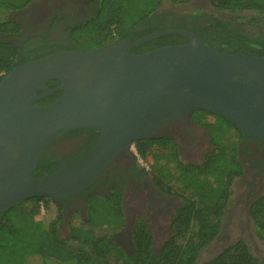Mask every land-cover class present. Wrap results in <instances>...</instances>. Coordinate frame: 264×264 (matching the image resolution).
Here are the masks:
<instances>
[{"label": "trees", "instance_id": "1", "mask_svg": "<svg viewBox=\"0 0 264 264\" xmlns=\"http://www.w3.org/2000/svg\"><path fill=\"white\" fill-rule=\"evenodd\" d=\"M32 0H0V81L21 63L64 50H92L114 40H137L159 30L181 29L196 33L211 49L223 54H249L264 57V35L249 33L238 27L233 18L220 19L197 11L188 12L183 19L173 13L160 11L165 0H91L93 14L69 27L70 43L35 47L18 53V48L6 35L17 34L20 24L4 15L25 8ZM181 5L191 0H168ZM211 6L230 13L255 11L264 15V0H210ZM166 16L169 18L167 19ZM250 24L259 19L250 17ZM188 42L179 34H167L142 43L129 50L142 54L153 49ZM54 87L58 80H49ZM62 92H54L36 103L45 105ZM202 115L195 120L208 131L212 149L199 163H185L180 158L179 146L171 135L146 138L134 143L135 159H148L145 171L155 186L176 195L179 203L170 221V232L158 250L152 245L146 221L139 217L131 228L132 252L114 245L107 236L99 235L103 228L122 226L124 212L122 192L115 187L106 194L80 192L86 196V212L77 223L70 225L69 234L59 235L63 222L65 199L28 197L6 206L0 211V264H195L202 249L218 235L225 208L232 195V182L243 173V164L237 158V144L241 133L226 119L206 110L195 109ZM88 135L85 155L96 144L99 132L76 130ZM72 132L69 135H75ZM76 157V158H79ZM71 160V159H69ZM59 163L39 156L32 175L42 176L56 170ZM52 217L36 219L40 208ZM51 216V215H49ZM248 216L257 234L264 239V193L249 206ZM73 217H70L72 220ZM98 234V235H96ZM34 261V262H32ZM35 262V264H36ZM201 264H262L243 239H238L224 250Z\"/></svg>", "mask_w": 264, "mask_h": 264}, {"label": "water", "instance_id": "2", "mask_svg": "<svg viewBox=\"0 0 264 264\" xmlns=\"http://www.w3.org/2000/svg\"><path fill=\"white\" fill-rule=\"evenodd\" d=\"M167 34L188 42L129 52ZM195 109L226 119L243 139L264 140V57L219 53L194 32L170 29L21 63L0 81V211L32 196L62 200L86 190L123 156L134 160L135 142L174 136ZM79 129L99 132L90 151L33 176L42 150Z\"/></svg>", "mask_w": 264, "mask_h": 264}, {"label": "flooded vegetation", "instance_id": "3", "mask_svg": "<svg viewBox=\"0 0 264 264\" xmlns=\"http://www.w3.org/2000/svg\"><path fill=\"white\" fill-rule=\"evenodd\" d=\"M81 1L82 3L76 2V0H73V2L66 3L64 2V0H43V2L40 4L33 6L32 3H30L25 8L12 12L16 14V17L15 19L9 20L17 21L20 24V31L17 34H7L6 37L8 41L12 42L14 45L17 46L18 53L27 52L35 47L37 48L42 46H51L54 44H63V42L70 43V31H67V29L86 20L93 14L92 12L94 7L91 3L92 1ZM195 8L196 9H191L190 11L183 12H178L175 10H161V12L173 13L174 17L177 19H183L186 13L192 11H197L200 14H210L209 12H206V10H201V7ZM213 10L217 13L225 12L216 10L214 8ZM214 17L220 19H228L222 16ZM166 18L168 19L169 17L166 16ZM248 22L249 20H247L245 25H242L236 20V23L238 24V27L240 29H243L251 34L262 33L264 35V28L260 27V22L258 25H253ZM63 33L67 34V36H64ZM192 115H194V110L187 116L186 123L182 125V129H180L175 135L179 139V137L181 136L183 138V134H187L189 135V138H187L186 142L189 141L191 145H195L196 137L193 136V133L196 129H198L199 132H201L202 130V133L206 134L207 136L208 144L211 145L207 129L195 120L196 118H199L203 115L206 121V118L208 116H206V114H195L196 117L193 118ZM72 132L75 133L76 130ZM72 132L48 144L42 150L40 156L43 155L46 161L54 160L57 161V163L59 164L63 161H68L69 159H77L76 157H79V155L87 149V145H85V143L87 141L88 135L86 133H75V135H69ZM190 136L193 138H191ZM173 137L177 142L175 136ZM202 137L203 136L201 134L200 136L197 135L198 143ZM63 141H71L74 142V144H69V146L61 144V142ZM204 141L205 139L202 142ZM211 149H209L208 151H210ZM208 151H206L205 153H207ZM205 153H203L201 156L203 157ZM240 156L242 157V159L238 158ZM237 158L239 161L242 162L244 168L241 176L247 174L248 172H250V170H254L256 171L258 178L261 179L263 177L264 172V140L250 137H246L244 139L241 138L237 144ZM145 171L147 170L137 165V159L134 158V160H132L130 156H123L122 159L114 162L109 168H107L102 174V176L91 187H89V191L86 192L106 194L111 191L112 186L117 187L120 192H122L121 205L123 208L124 216V199L126 197L127 192H134L145 195V203L150 209L153 208V210L156 211L162 210L163 201L164 199H166L164 196H171L173 194L166 193L165 191H162L157 188ZM86 196L87 194L82 196L76 194L71 197L65 198V201L63 203L64 217V211L67 210V208L69 207L75 208L77 210V213H79L80 215H85L87 208L85 201ZM255 199L250 201L249 206ZM168 202L169 201H167L166 203L169 206L170 203ZM67 211L69 212L70 210ZM139 217H142L146 221L144 216L141 215L138 216L136 220ZM131 228L129 232V239H131Z\"/></svg>", "mask_w": 264, "mask_h": 264}, {"label": "rangeland", "instance_id": "4", "mask_svg": "<svg viewBox=\"0 0 264 264\" xmlns=\"http://www.w3.org/2000/svg\"><path fill=\"white\" fill-rule=\"evenodd\" d=\"M43 0H32V5H37L42 3ZM64 2H73V0H64ZM76 2L82 3L81 0H76ZM194 7V8H193ZM195 7H201V10H206V12L212 13L217 17L233 18L240 22V24L245 25L250 17H255L260 20V27L264 28V15L259 14L255 11H244V12H214L210 0H191L187 3L181 5H173L170 1L165 0L160 11L175 10L178 12L190 11L191 9H196ZM200 10V9H198ZM7 19H15L16 14L10 12L4 15ZM62 33V32H61ZM67 36V34H64ZM211 117L208 116L206 121H211ZM182 129V128H180ZM201 130V129H200ZM195 130L193 136L196 137V144L191 145L190 142H186L189 135L183 134L178 137L176 135L177 143L180 148V158L185 163H199L201 161V155L211 149V145L207 142L206 134ZM203 136L199 143L197 135ZM206 136V137H205ZM191 137V136H190ZM193 138V137H191ZM185 139V140H184ZM205 139L204 142H202ZM198 143V144H197ZM203 143V144H202ZM61 144L68 145L74 144L71 141H63ZM242 159V157H238ZM148 159H137V165L139 167L148 170ZM264 193V172L261 179L258 178L256 171L250 170L247 174L243 176L236 177L232 182V195L229 205L225 208L221 219V226L218 235L215 239L205 246L200 254L198 255L195 264H201L202 262L209 260L213 256L217 255L219 252L224 250L227 246L232 244L238 239H243L253 255H255L262 264H264V239L261 238L254 227L252 220L248 216V206L250 201ZM140 194V193H139ZM134 192H127L124 199V209L125 216L121 227L112 229L103 227L99 231V235H105L109 240L116 246L122 248L127 253L132 252V243L129 239L130 228L132 227L134 221L138 216H144L147 221L150 234L152 236V245L155 250H158L163 241L169 235L170 229V219L174 213L176 206L179 203V198L176 195L164 196L166 199L163 201L162 210L150 209L145 203V195ZM167 201L169 206L167 205ZM67 210H70L69 212ZM65 210V217L62 224L60 225L59 235L65 238L69 234V228L71 224L77 223L79 216L84 217V215L79 216L76 214L77 210L75 208H67ZM51 215V216H49ZM45 212L44 208H40L39 213L35 215L36 219H44L47 217H52V214ZM70 217L73 219L70 220ZM79 220V219H78ZM98 235V234H96ZM36 262V260H34ZM32 261V262H34ZM35 262L33 264H35ZM39 261L36 262L38 264ZM31 264V263H30Z\"/></svg>", "mask_w": 264, "mask_h": 264}, {"label": "built area", "instance_id": "5", "mask_svg": "<svg viewBox=\"0 0 264 264\" xmlns=\"http://www.w3.org/2000/svg\"><path fill=\"white\" fill-rule=\"evenodd\" d=\"M130 151L136 155V151H135V148H134V144L130 146Z\"/></svg>", "mask_w": 264, "mask_h": 264}]
</instances>
